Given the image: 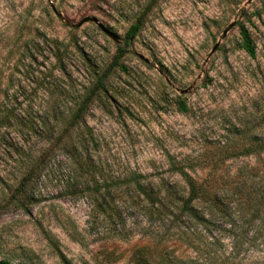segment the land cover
<instances>
[{"label":"rangeland","instance_id":"rangeland-1","mask_svg":"<svg viewBox=\"0 0 264 264\" xmlns=\"http://www.w3.org/2000/svg\"><path fill=\"white\" fill-rule=\"evenodd\" d=\"M0 260L264 264V0H0Z\"/></svg>","mask_w":264,"mask_h":264},{"label":"trees","instance_id":"trees-1","mask_svg":"<svg viewBox=\"0 0 264 264\" xmlns=\"http://www.w3.org/2000/svg\"><path fill=\"white\" fill-rule=\"evenodd\" d=\"M140 28V20H136V22L129 27L127 32L125 33L126 39L130 40L133 39ZM240 47L249 55L254 56V48L250 39V36L246 29L241 25L240 27ZM120 52H123V50H119ZM119 57L115 58V63L117 62ZM99 91H104L102 86H99L97 88ZM84 102H81L78 108L79 113L84 111ZM199 198V192L198 187L194 186L190 180H189V192L187 198L182 202L181 206V213L191 219L194 220L199 225H202V227H207L210 224V220L206 219L205 216L202 213H199L198 210L194 206H192V203L195 199ZM181 214V215H182ZM0 264H10L6 260H0Z\"/></svg>","mask_w":264,"mask_h":264},{"label":"water","instance_id":"water-1","mask_svg":"<svg viewBox=\"0 0 264 264\" xmlns=\"http://www.w3.org/2000/svg\"><path fill=\"white\" fill-rule=\"evenodd\" d=\"M91 21H92L93 23H95V24L97 25V27H98L103 33H105L106 35L110 36L111 38H115V36H114V35H113L108 29H106V28L103 27L101 24H99V23L97 22L96 19H91ZM86 22H87V19H84V20H82L81 22H79V23L77 24V26H80V25H82L83 23H86ZM232 26H233V24H229V26L226 28V30H224L223 34H225V33L227 32V30L230 29ZM215 48H216V45L214 46V49H215Z\"/></svg>","mask_w":264,"mask_h":264}]
</instances>
